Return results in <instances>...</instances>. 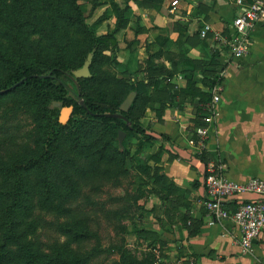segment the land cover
<instances>
[{"label": "trees", "instance_id": "trees-1", "mask_svg": "<svg viewBox=\"0 0 264 264\" xmlns=\"http://www.w3.org/2000/svg\"><path fill=\"white\" fill-rule=\"evenodd\" d=\"M82 1L0 0V264H92L103 254L117 256L111 264H163L157 261L161 253L156 255L151 248L135 255L122 236L127 234L122 224L133 221L143 191L110 197L109 202L123 204L109 209L85 190L96 194L106 185L122 187L131 162L132 172L169 191L157 166L162 146L146 133L142 120L153 104L165 107L172 86L162 87L157 78L148 77L162 72V66L154 63L158 54L147 57L146 79L111 74L106 67L120 63L104 52L118 49L117 35L130 23L129 0H110L114 30L104 36L95 30L104 17L89 25L78 3ZM133 2L149 8L164 0ZM90 53V77L74 81L73 71ZM164 74L161 80L172 79V74ZM207 80L208 87L215 84ZM131 92L136 93L134 101L122 113L119 106ZM194 97L199 102L208 98L199 91ZM53 103L60 108H51ZM62 107H73L66 125L58 122ZM106 114H120L129 125ZM15 119L18 124L7 125ZM20 130L23 133L17 137ZM120 131L139 138L133 153L118 144ZM16 138L20 143H13ZM160 140L166 139L160 136ZM203 155L195 157L204 161ZM95 207L120 236L108 248H102L101 237L90 227ZM45 230L56 235L51 242L41 240ZM137 232L139 237L149 236Z\"/></svg>", "mask_w": 264, "mask_h": 264}, {"label": "crops", "instance_id": "crops-1", "mask_svg": "<svg viewBox=\"0 0 264 264\" xmlns=\"http://www.w3.org/2000/svg\"><path fill=\"white\" fill-rule=\"evenodd\" d=\"M173 1H177L174 7ZM236 1L164 0L151 11L133 7L138 18L132 25L130 20L123 32L126 42L138 45L129 55L132 59L121 50L120 62L134 70L137 61L158 54L154 63L162 66L163 73L172 74V79H158L162 87L172 86V98L165 107L153 104L142 120L146 133L162 146L157 166L170 188L157 187L158 196L147 211L154 223L146 230L154 237L163 264H264V229L252 253L242 255L240 232L232 218L238 202L258 200L256 195L226 199L228 217L221 221L203 207L206 162L223 166L225 177L234 183L264 180V23L251 31L249 52L238 60L215 38V33L232 35V18L240 12ZM206 24L211 31L202 39L199 31ZM207 77L215 81L212 87L220 84L222 90L218 92L219 117L209 126L204 162L195 157L194 145L196 129L203 125L212 99ZM195 91L204 93L207 100L199 102ZM160 136L166 140L161 142Z\"/></svg>", "mask_w": 264, "mask_h": 264}, {"label": "rangeland", "instance_id": "rangeland-1", "mask_svg": "<svg viewBox=\"0 0 264 264\" xmlns=\"http://www.w3.org/2000/svg\"><path fill=\"white\" fill-rule=\"evenodd\" d=\"M120 1L121 0H117V2H120ZM78 3L80 4V8L86 18V22L89 25H93L94 23L102 19V17H104V19L101 20L100 24L96 26L95 30L98 34L104 36V35H108L114 30L115 19L111 12L110 0H85L82 2H78ZM128 5L132 11L131 16H130L131 25H132L133 23H136L135 20L138 18L136 13L133 14V7H137L138 5L136 2H133V0H129ZM144 9L151 11L152 9H154V7L152 8L151 6V8H144ZM117 39L119 42L118 49L112 52V50L109 48L105 50L104 52L111 59H115L120 63L119 66H114V67H109V68L106 67V69L111 74H114L118 77H127L126 74L128 73V74H131L136 81H138L139 79H146L148 77L157 78V79L165 78V74L163 73V71L162 72L156 71V73H152L148 77H147V74L145 75L144 69H145L147 58L146 59L144 58L143 61H141V63H138L137 61V66L134 70H131L130 68H128V66H126L123 62H120V59H119L120 51L125 50L128 56L130 54H134L136 52L135 48L138 45V43L131 42L130 44L129 42H126L123 32L117 35ZM120 44L122 48L119 47ZM129 57L131 58V56ZM157 64H160V63H157ZM125 70H127L128 72H125ZM1 122L2 121L0 120V124ZM18 123H19V119L9 120L7 122V125L14 126ZM23 123L24 122L22 123L20 122V125H23ZM22 133H23V130L16 131L17 137H19ZM119 133H122L123 137L121 138L118 144L121 147L123 146L124 148L129 150L130 153H133L138 147L139 138L134 135L127 136L128 134L122 131H120ZM20 141H21L20 138H16L13 143L15 142L20 143ZM5 142L7 145L9 144L8 140H6ZM150 152H152V150ZM132 166H133V163L128 162L127 167L129 169L131 168L129 170L130 175L126 180L122 181V187L115 189V188L110 187L109 185H106L103 187V189H101V192H96V194H93L91 190H85V192L88 193V195L91 196L95 201H99L101 203L103 202L105 203V206L107 208L114 209L118 205H122L123 202H120L118 204H113L108 201L110 197L112 198L120 197L121 198L128 194L133 195L135 191H143L144 196L141 197L137 202V208L135 210V213L133 214V221L132 222L124 221L122 224L127 229V234H124L122 236L124 237L126 241L127 248L130 249L131 252H133L135 255L139 256L141 253H143V251L149 248L154 249L157 255L158 253L156 251V247H155L156 243H155L154 237L149 236L147 237V239L144 237V235H141L142 237H139L138 232H137V230H140L142 231V233H145V232L147 233L146 229L153 227L154 218L151 216L150 213L149 215H147L148 213L147 211H149V208H151V206L153 205L154 197L158 196L156 195L157 192L155 190L157 189V186L155 187L151 183V180H149L147 177L145 178L139 174H136L135 172H132ZM150 191H154V192H150ZM97 208L98 207H95L94 212L90 215L91 216L90 227L93 229V231H97L99 236L101 237L102 248H108L112 244H116L120 236L118 237L116 236L117 232L114 229V227L110 224V222L105 221L103 219V217L101 216L102 211L98 210ZM55 237L56 235L51 230H45L44 232H42L41 240L44 242H51ZM143 238L146 241L142 240ZM160 256L157 259L158 262L160 261ZM105 257H106L105 254L101 255L98 259L93 261L92 264H111L112 261L118 259L116 255H111L107 258Z\"/></svg>", "mask_w": 264, "mask_h": 264}, {"label": "built area", "instance_id": "built-area-1", "mask_svg": "<svg viewBox=\"0 0 264 264\" xmlns=\"http://www.w3.org/2000/svg\"><path fill=\"white\" fill-rule=\"evenodd\" d=\"M240 12L231 21L232 35L228 38L215 33V38L221 41L231 50L232 58L241 59L249 52V35L254 27L264 23V0H253L250 4L236 1ZM177 1H173L171 6H176ZM211 31V26L206 24L199 31V36L203 39ZM223 77V72L220 78ZM181 79V77H178ZM222 90L220 84L211 89L212 99L207 105V116L203 119V125L196 129V141L194 154L201 156L207 151V141L209 138L210 125L219 117L217 104L219 102L218 92ZM206 191V199L203 207L215 220L221 221L228 217L224 208L226 199L236 198L245 194H254L259 199L255 201H240L232 214L234 223L240 232L239 248L242 255L252 253L254 242L264 229V180L250 179L246 183L238 184L225 177L223 166L206 163L205 176L203 179Z\"/></svg>", "mask_w": 264, "mask_h": 264}, {"label": "water", "instance_id": "water-1", "mask_svg": "<svg viewBox=\"0 0 264 264\" xmlns=\"http://www.w3.org/2000/svg\"><path fill=\"white\" fill-rule=\"evenodd\" d=\"M91 59H92V53L88 54L86 61L84 62L83 66L81 69L76 70L72 73L73 75V80L75 81L76 79H83V78H88L90 77V72H89V67L91 64ZM136 96L135 92H131L127 95V97L123 100V102L119 106V111L122 113H127L132 102L134 101V98ZM79 105L85 108V105L82 100L79 101ZM51 108H60V104L58 103H53ZM73 113V107H62L59 112V118L58 122L61 125H66ZM106 118L110 119H121L126 122V125H129V122L120 114H106L103 115ZM119 140L123 137L122 133L118 134Z\"/></svg>", "mask_w": 264, "mask_h": 264}]
</instances>
